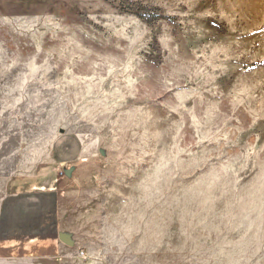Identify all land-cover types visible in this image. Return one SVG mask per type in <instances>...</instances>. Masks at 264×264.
<instances>
[{"label":"rangeland","instance_id":"374dc122","mask_svg":"<svg viewBox=\"0 0 264 264\" xmlns=\"http://www.w3.org/2000/svg\"><path fill=\"white\" fill-rule=\"evenodd\" d=\"M82 144L71 245L0 264H264V0H0V177Z\"/></svg>","mask_w":264,"mask_h":264},{"label":"crops","instance_id":"0c3cea01","mask_svg":"<svg viewBox=\"0 0 264 264\" xmlns=\"http://www.w3.org/2000/svg\"><path fill=\"white\" fill-rule=\"evenodd\" d=\"M77 153L76 161L67 166L59 162L61 176L0 177V263L37 261L65 251L60 239L65 235V188L91 157V148L82 144Z\"/></svg>","mask_w":264,"mask_h":264},{"label":"water","instance_id":"95a60500","mask_svg":"<svg viewBox=\"0 0 264 264\" xmlns=\"http://www.w3.org/2000/svg\"><path fill=\"white\" fill-rule=\"evenodd\" d=\"M60 239H61L64 243H66V244H68V245H71V241H70V239L67 237V235H61V236H60Z\"/></svg>","mask_w":264,"mask_h":264}]
</instances>
